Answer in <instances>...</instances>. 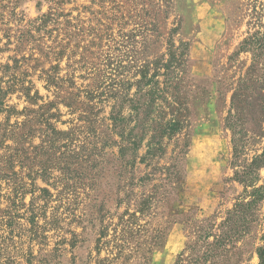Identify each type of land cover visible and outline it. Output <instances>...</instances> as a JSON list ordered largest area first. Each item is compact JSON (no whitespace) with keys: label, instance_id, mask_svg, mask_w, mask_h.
Wrapping results in <instances>:
<instances>
[{"label":"rangeland","instance_id":"rangeland-1","mask_svg":"<svg viewBox=\"0 0 264 264\" xmlns=\"http://www.w3.org/2000/svg\"><path fill=\"white\" fill-rule=\"evenodd\" d=\"M248 1L0 0V80L7 81L15 72L4 67H14L16 59L17 79L32 81L44 101L54 100V89L48 90L45 72L60 65V77L72 79L78 86H90L92 79H99L91 75L93 66L104 71L109 57L124 61V56L125 60L133 56L123 41L126 36L134 35L136 47H143L142 23L157 25L159 38L153 40L158 43L149 50L153 55L157 50L166 51L170 39L177 46L180 41L191 46L194 81L206 91L187 95L184 103L198 121L188 139L179 136L167 145L161 161L164 164L181 151L185 153L181 159L187 182L180 195L183 208L172 218L168 199L163 198L155 217L141 218L138 214L134 221L150 229H166L160 247L153 251V264H191L195 260L199 264H260L258 252L264 247V49L243 45L259 25L256 15H245ZM48 13L63 16L59 17L60 29L66 21L72 23L69 31L73 37L60 61L57 47L60 41L67 44L65 32L54 31L57 26L53 23L38 30V19ZM84 53L87 60L82 61ZM35 65L37 68L32 69ZM20 69H26L27 74L23 76ZM7 105L18 112L34 108L20 92L11 94ZM59 111L57 127L67 131L77 116L62 105ZM6 117L1 115L0 122ZM24 119L15 114L10 117L11 123ZM28 173L25 170L21 177L28 185L23 199L26 206L35 190ZM56 175L54 171L49 182L40 177L35 182L55 196L50 209L59 205L53 187ZM106 195L103 193L104 198ZM107 196V206L117 213L113 224L119 223L118 215L125 213L127 220L126 214L135 212L127 202L116 207L117 197ZM66 199L64 203L69 204ZM71 200V208H75L77 202L74 197ZM55 242V238L50 240V248ZM94 242L95 234H89L85 245L74 251L77 264H82Z\"/></svg>","mask_w":264,"mask_h":264},{"label":"trees","instance_id":"trees-1","mask_svg":"<svg viewBox=\"0 0 264 264\" xmlns=\"http://www.w3.org/2000/svg\"><path fill=\"white\" fill-rule=\"evenodd\" d=\"M248 4L245 15H256L259 25L243 45L264 49V0H249ZM60 16L48 13L38 19V30L53 23L57 26L54 31L65 32L68 42L58 43L59 61L73 37L71 21L58 28ZM142 28L143 47H136L134 35L126 36L123 41L133 56L126 60L124 56V61L109 57L104 71L93 66L91 75L99 79H92L90 86L60 77V65L45 72L54 100L44 101L32 81L17 79L18 60L14 59V67H4L15 72L7 81L0 80V116L7 115L0 122V264H77L74 251L85 245L89 234H95L94 247L82 264H153V251L160 247L166 229H150L134 221L138 214L155 217L163 198L168 199L172 218L181 214L180 195L187 185L181 160L185 153L181 151L164 164L161 161L167 145L179 136L188 139L198 121L184 103L187 95L204 94L206 89L195 84L188 43L180 41L177 46L170 39L166 51L157 50L153 55L149 50L158 43L153 40L159 38L157 25L149 21ZM20 70L23 76L27 74L26 69ZM16 92L34 108L18 112L8 106V97ZM60 105L77 116L67 131L57 127ZM14 114L25 119L11 123ZM25 170L35 188L29 206L23 201L28 186L21 179ZM54 171L59 205L50 209L55 196L35 182L37 177L49 182ZM103 193L117 197L116 207L127 202L135 212L127 213V220L125 213L118 215L119 223L113 224L117 213L111 212ZM71 197L77 202L75 208H71ZM53 238L56 242L50 248ZM258 255L264 264V247ZM191 264H199V260Z\"/></svg>","mask_w":264,"mask_h":264},{"label":"crops","instance_id":"crops-1","mask_svg":"<svg viewBox=\"0 0 264 264\" xmlns=\"http://www.w3.org/2000/svg\"><path fill=\"white\" fill-rule=\"evenodd\" d=\"M192 72H193V74H194V71H193V70H192ZM202 77H203V78H208L207 75H203Z\"/></svg>","mask_w":264,"mask_h":264}]
</instances>
